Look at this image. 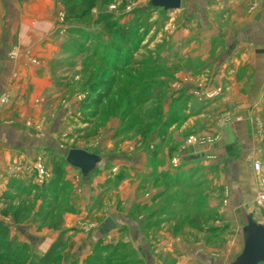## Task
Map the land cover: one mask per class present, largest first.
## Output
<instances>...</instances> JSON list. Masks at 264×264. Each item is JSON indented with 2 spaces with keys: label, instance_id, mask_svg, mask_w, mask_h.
<instances>
[{
  "label": "crops",
  "instance_id": "0c3cea01",
  "mask_svg": "<svg viewBox=\"0 0 264 264\" xmlns=\"http://www.w3.org/2000/svg\"><path fill=\"white\" fill-rule=\"evenodd\" d=\"M60 8L56 0H0V198L12 170L29 192L42 189L36 164L49 155L46 144L59 147L51 97L38 100L53 87L44 78L60 52L61 38L53 36ZM172 12L164 27L170 83L163 108L174 119L149 136L147 150L135 140L126 182L95 174L100 160L88 175L65 167L73 189L52 228L15 226L0 215L12 237L22 231L35 261L69 231L52 264H88L100 238L131 248V264H236L253 224L264 231V205L256 204L264 178V0H182ZM8 93L16 99L11 109L2 105ZM184 94L191 100L175 102ZM7 204L0 200V208ZM109 218L117 228L103 233Z\"/></svg>",
  "mask_w": 264,
  "mask_h": 264
},
{
  "label": "rangeland",
  "instance_id": "374dc122",
  "mask_svg": "<svg viewBox=\"0 0 264 264\" xmlns=\"http://www.w3.org/2000/svg\"><path fill=\"white\" fill-rule=\"evenodd\" d=\"M86 1L87 16L67 22L64 6L56 0L61 8L59 28L53 36L61 38L60 52L51 62L52 72L44 78L51 81L53 87L51 90L45 88L38 100L45 102L51 97L49 102L54 109L50 125L57 121L53 132L57 134L59 147L46 144L49 155L43 158L46 171L47 159L51 164L47 167L52 171V175L49 173L43 180L46 189L55 177V162L60 163L64 171L69 167L66 158L71 150L96 156L100 162L95 174L103 170L108 177L106 181L113 182L112 185L126 182L131 177L135 140L140 139L139 144L143 145L138 148L143 149L153 132L161 129L159 134L164 133L161 121L168 117L163 108L169 100L165 89L170 83L164 76V55L169 53L164 42V27L168 15L174 12L159 8L155 0ZM123 26L129 27L128 43L125 38H119L118 29ZM176 86L179 88V84ZM185 97L184 94L174 100L177 103L191 100ZM15 100L12 94H5L3 108L11 109ZM148 108L157 111L161 121H155L154 118L159 119L157 114L151 117L153 120H148L151 113ZM103 159L106 162L101 165ZM16 173L12 170L11 175H7L9 191L1 190L3 197L0 200L8 201V204L0 208V215L11 217L15 226L34 225L41 230L47 224L45 228H52V219L49 221V218L55 219L67 211L66 205L70 201L73 183L66 179L67 172L59 175L60 186L54 191L39 188L37 193L29 192L25 181ZM260 180L259 194L264 191V178ZM143 184H147L146 177ZM26 196L32 197L33 202L23 200ZM263 205L264 202L260 206ZM88 219L92 220L93 216ZM78 226L84 229L86 224L82 222ZM21 232H13L14 242L18 247L26 246V256L32 258L30 246ZM100 239L98 247L104 242ZM127 251L122 249L120 252L126 254ZM121 253L119 257H124Z\"/></svg>",
  "mask_w": 264,
  "mask_h": 264
},
{
  "label": "trees",
  "instance_id": "16d2710c",
  "mask_svg": "<svg viewBox=\"0 0 264 264\" xmlns=\"http://www.w3.org/2000/svg\"><path fill=\"white\" fill-rule=\"evenodd\" d=\"M60 2L63 4L65 13H66V21H72V20H81L84 19L87 16V9H86V0H60ZM129 27H121L118 29L119 38L123 40L126 39L127 43L129 42ZM166 70V68H165ZM166 74L164 73V76ZM169 79V77H167ZM170 80V79H169ZM150 93V92H149ZM147 104L150 105V102H147ZM152 108H148V110L151 111L149 113V119L153 120V116H156L159 118H154L156 122L161 121L160 120V114L157 113V111L152 112ZM160 110V108H158ZM174 119V116H168L167 121L165 119L162 122V130L166 126H168L171 122V120ZM159 124V123H158ZM157 124V125H158ZM161 130V129H159ZM67 163V162H66ZM64 173V167L60 163L55 162V169H54V175L55 177L50 181V185L46 189L45 184L43 185V191L47 190H55L56 187H59V175ZM42 215V214H40ZM17 216V213L15 214V217ZM37 219V218H36ZM45 223H47V218L44 219ZM51 218H49V221ZM44 222V221H43ZM49 224V223H48ZM48 226L47 224H44L43 227ZM41 227V228H43ZM69 231H64L60 234L59 238L51 245L49 250L43 255V257L35 261L33 258H30L29 256H26V252L28 253V250H26V246L24 247H18L19 245L14 242V237L11 236V230L10 227L4 224L3 221L0 220V264H52L57 261L60 257L61 251L65 248L67 243V236ZM14 243L16 245H14ZM101 247H98V245L95 248V252L91 257L88 258L87 263L88 264H131V256L133 252L129 251V248L126 245H119L117 247L114 246H104L100 245ZM124 249H127L128 251L126 254H124V257H119L120 251ZM128 253V254H127ZM30 254V253H29ZM123 256V255H122ZM264 264V263H261Z\"/></svg>",
  "mask_w": 264,
  "mask_h": 264
},
{
  "label": "water",
  "instance_id": "95a60500",
  "mask_svg": "<svg viewBox=\"0 0 264 264\" xmlns=\"http://www.w3.org/2000/svg\"><path fill=\"white\" fill-rule=\"evenodd\" d=\"M156 5L167 11H176L181 8L182 0H155ZM264 146V139H263ZM68 165L80 170L84 175L90 174L97 166L99 159L81 150H71L66 158ZM117 228L113 219L109 218L103 225V233H109ZM252 239L247 243L244 255L236 264L264 263V231L253 224ZM263 229V228H262Z\"/></svg>",
  "mask_w": 264,
  "mask_h": 264
},
{
  "label": "built area",
  "instance_id": "2783aa9c",
  "mask_svg": "<svg viewBox=\"0 0 264 264\" xmlns=\"http://www.w3.org/2000/svg\"><path fill=\"white\" fill-rule=\"evenodd\" d=\"M5 101H6V100H4V102H5ZM192 140H193V139H192ZM172 163H173V165H175V166L178 165L177 160H174ZM254 169H255V171H256L257 173H260L261 170H262V165H261V163H260V162H256L255 165H254ZM36 170L38 171V175H39V180H40V182L43 183V180L45 179V177L48 176V173H47V171H46V169H45V167H44V165H43V161H42V160H40V161L37 162V164H36ZM263 202H264V191H263L262 193L259 194L256 203H257L258 205H261V204H263Z\"/></svg>",
  "mask_w": 264,
  "mask_h": 264
}]
</instances>
